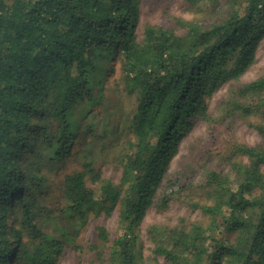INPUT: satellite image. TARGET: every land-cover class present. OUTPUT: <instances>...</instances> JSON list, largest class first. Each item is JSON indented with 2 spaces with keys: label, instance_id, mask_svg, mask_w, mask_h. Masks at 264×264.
I'll return each mask as SVG.
<instances>
[{
  "label": "trees",
  "instance_id": "1",
  "mask_svg": "<svg viewBox=\"0 0 264 264\" xmlns=\"http://www.w3.org/2000/svg\"><path fill=\"white\" fill-rule=\"evenodd\" d=\"M144 1L0 0V264L13 251L16 264L62 261L64 244L44 232L49 211L37 206L36 193L70 162L75 111L83 115L81 105L99 102L93 89L115 55L137 103L129 122L134 140L118 163L120 184L92 170L98 196L86 183L91 163L60 184L67 220L83 225L91 214L118 212L120 235L112 240L98 228L94 263L147 264L144 221L153 208H171L183 181L167 177V169L199 119L212 124L209 101L223 87L238 112L262 118L251 127L264 137V76L236 86L258 61L264 0H246L245 14L231 10L205 26L184 18L149 26L140 39ZM249 96L253 105L240 108L237 100ZM236 152L248 162L235 160L234 176L210 171L206 186L194 190L197 200L189 204L198 219L150 228L155 264H264V149L243 145Z\"/></svg>",
  "mask_w": 264,
  "mask_h": 264
},
{
  "label": "rangeland",
  "instance_id": "2",
  "mask_svg": "<svg viewBox=\"0 0 264 264\" xmlns=\"http://www.w3.org/2000/svg\"><path fill=\"white\" fill-rule=\"evenodd\" d=\"M246 6V0H217V3L212 0H146L140 6L136 31L138 37L143 39L145 28L172 24L176 18L200 21L205 26L226 18L231 10L245 14ZM257 59V63L236 86L264 76V40L258 47ZM107 67L102 85H95L93 89V95L99 98V102L92 107L81 105L79 109L84 110L83 115L79 110L75 111L78 127L71 145L70 162L58 169L44 193H36L39 201L37 206L49 211V214L43 217L44 232L55 236L64 244L60 264H73L76 256L82 258L83 264H96L93 262L90 247L98 244V228L105 227L112 240L121 232L118 212L111 215L91 214L83 225L75 218L67 220L68 217L61 214L65 208L60 185L63 177L79 169L81 165V170L85 171L86 166L91 163L86 183L89 188L96 190L99 196V184L93 180L91 171H94V175H101L103 180L119 185L122 171L118 163L124 153L126 154L128 142L134 140L129 122L136 110V99L126 92L116 55L108 62ZM229 90L226 85L209 101L212 124L208 125L199 119L180 142L178 151L167 169V177H177L183 183L168 211L160 213L153 208L148 212L142 227L147 264H155L148 235L151 227L175 224L177 219L183 216L189 217L190 220L198 219L199 213L192 212L189 202L191 198L197 200L194 190L206 186L208 173L216 170L218 173H230L234 176L232 163L235 160L248 162L247 158L236 152L238 146H260L264 149V137L251 127V124L263 121L262 118L256 113L247 116L238 112L231 104L234 100L230 98ZM253 100L254 98L249 96L237 100L236 103L243 109L253 105ZM38 141L39 139H36L35 143L38 144ZM14 226L15 222L10 221L11 231ZM14 244L12 240V245ZM13 253L8 264H16Z\"/></svg>",
  "mask_w": 264,
  "mask_h": 264
}]
</instances>
